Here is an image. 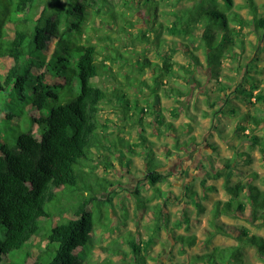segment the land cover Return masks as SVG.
Here are the masks:
<instances>
[{
  "label": "trees",
  "instance_id": "1",
  "mask_svg": "<svg viewBox=\"0 0 264 264\" xmlns=\"http://www.w3.org/2000/svg\"><path fill=\"white\" fill-rule=\"evenodd\" d=\"M181 1L183 0H124V6H129V3L135 4L133 8L144 14L142 22L145 27H138L142 22L128 18V15L121 11L123 6L117 11L115 6L110 5L111 0H18L16 2L15 10L19 18L10 22L9 34L0 29V56L13 60L5 75V85L8 86L9 93L17 100L28 99L32 108L40 113L39 118H34L39 124V136L32 131L19 132L0 145V264H3L12 252L20 250L33 235L42 231L40 218L51 216L45 208V203L52 199L55 189L64 185L75 187L84 195L85 201L74 206L73 218L58 223L48 233L37 236L42 237V242L36 243L37 237L30 240L33 246L45 244L46 249H49L50 245H58L55 254L44 260L42 253L37 255L28 253L23 264H28L30 259H33V264H83L87 254L86 247L89 243L93 244L96 230L102 226L103 231L107 232L112 224V221H102V217L95 216L87 205L91 202L100 205L105 200L112 202V195L116 193L112 191L114 182L106 176L98 175L95 171L96 164L93 161L97 149H102V157L108 162L106 152L115 149H112L114 146L111 143H105L106 139L109 142L113 141L115 145L124 144L128 150L135 153L137 152L135 145L140 143L148 145L146 126H142L141 129V125L145 122L143 118L138 122L141 140L138 141L139 143L136 141L135 145L124 140L120 135L110 139L107 132L102 134L103 129L114 126L110 117L104 121L102 119L101 113L105 105L112 104L119 110L121 106L116 107L113 104L117 101L113 96L117 95L119 99L120 94L126 90V93L121 95V99L128 103L130 99L127 96L131 86L136 87L138 81L151 88L148 78L144 76L145 72L161 74L162 79L156 82L157 86L165 84V78L179 77L187 87H195L196 84L201 83L196 78V73L203 66L196 53L198 48L204 51L207 67L215 74H219L218 67L224 65L225 60L234 58L237 48L245 46L246 26H252L253 31H262L264 35V13H259L255 0H245L253 16L251 21L243 19L241 14L233 9L236 6L234 0H193L195 3L191 6L159 11V4L176 5ZM92 12L94 18L101 15L105 20L96 21L94 18L90 20ZM148 13L151 14L149 17ZM162 14L172 17L166 25L159 20ZM235 19L239 22V27L232 25ZM132 25H135L133 27H136V31H130ZM85 28L90 29L93 36L82 40ZM159 29H164L176 38L173 41L174 45L159 39L157 46L163 49L157 51L163 60L161 64L151 61L146 54L133 61L115 46V39H121L128 33L133 35L134 32V39L146 42V46H149L150 31L158 35ZM113 33L116 35L113 36ZM197 40H200L198 46ZM165 42L168 45H165ZM105 47L109 50L107 53H103ZM178 49L188 57V64L173 60V55L179 51ZM116 65L120 67L118 75L115 71ZM246 65L242 67L243 71H246ZM124 66L131 71L124 72L122 69ZM247 66L249 67L250 64ZM177 68L184 75L176 71ZM134 70L138 73L135 78L130 75ZM105 75L113 80V84L105 86L95 82L97 78ZM5 85L0 80V88ZM235 87L229 92L242 93L248 89L239 84ZM252 88L253 90L248 89V103H253L252 97H255L256 104L259 100H264V91L255 95L254 88L258 87L252 86ZM166 89L168 94L180 92L185 96H189L192 92L190 89L182 91L179 85ZM229 92L224 93L225 95L219 100L211 102V106H215L224 98V101L229 103L232 98ZM158 100V114L154 116L156 123L159 124L158 133L177 132L178 128L173 122L166 121L162 114L161 98ZM128 110H130L129 105L122 112L124 116ZM220 110L221 108H218L212 114ZM141 111L146 110L142 108ZM171 111L176 116L179 108L175 107ZM128 115H131L130 112ZM244 117L248 123L254 122L256 125H261L264 121L262 117L249 113ZM124 118L127 122L136 121L131 117ZM162 124L164 128H161ZM124 126L125 123L122 128ZM166 127L168 129H165ZM183 128L185 131L186 126ZM239 129L242 132V139L248 140L251 147L259 146L264 155V137L254 131L246 133L245 124L239 125ZM191 141L192 145H198L195 143L196 136L192 135L184 141L183 147L189 146ZM207 143L206 145L212 150H217L215 144L209 141ZM181 144L180 140H177L171 147L164 145L166 155L174 158L175 154L177 158V154L181 162L178 171L190 174L193 160L179 155V150L183 148ZM149 145L153 146L150 148L153 152L154 144L149 143ZM119 158L122 162V154ZM225 160L226 165L222 166L224 169L221 168L220 173L226 178L225 189L229 198L215 201L214 217L225 215L264 226V189L254 183L256 174H251L246 181L239 180L231 184L235 162L231 159ZM150 164L147 163L144 185H152L156 188L155 192L168 194L163 203L159 202L155 206L156 220L163 215L168 218L169 212L166 209L169 204L183 198L188 199L185 200L186 203L189 201L195 205L200 214L206 210L203 200L208 198L209 192L215 190L214 186L206 184L207 180L202 179L201 182L203 193L200 194L195 187L187 185L183 193L178 196L172 190L163 191L157 186L168 178L163 170L166 166L163 159H157L155 165ZM207 173L210 176L212 170L208 169ZM120 182L118 180L117 184ZM139 185L140 183L135 186L132 194L142 212L149 206L143 199ZM85 192L88 194L86 195ZM180 213L181 223H186L189 228L192 219L185 209ZM213 226L216 232L234 238L236 243L215 246L204 253H195L189 264H245V245L255 247L260 258L264 259V236L253 232L247 226L239 227L237 224L214 223ZM208 234L204 240L206 246L212 241L215 232L208 231ZM128 241L129 247L136 253V259L145 262L141 241L134 238H129ZM196 241V235L193 234L179 235L175 242L182 246H191L196 244ZM101 248L105 252L110 251L108 247ZM110 254L121 255V258L127 256L122 248H117Z\"/></svg>",
  "mask_w": 264,
  "mask_h": 264
},
{
  "label": "rangeland",
  "instance_id": "2",
  "mask_svg": "<svg viewBox=\"0 0 264 264\" xmlns=\"http://www.w3.org/2000/svg\"><path fill=\"white\" fill-rule=\"evenodd\" d=\"M255 1L259 7V13H264V0ZM16 2L18 0H0V29L4 33L9 34L11 31L10 22H14L19 18L15 10ZM234 2L236 6L233 9L238 11L243 19L251 21L253 16L246 1L234 0ZM194 3L195 1L193 0H183L176 5H169L170 3L159 4V11L191 6ZM110 5L115 6L117 11L123 6L121 11L125 12L128 18L133 21L142 22L143 20L144 14L133 8V6H136L135 4L129 3V6H124V0H111ZM137 15H140L141 18ZM150 15L148 13V17ZM145 16L147 15L145 14ZM93 18L94 13L92 12L90 20H93ZM169 18L171 19L172 17L162 14L159 20L163 21L164 25H166L170 22ZM94 19L96 21L100 19L105 20L101 15L96 16ZM232 25L239 27V22L235 19V21H232ZM133 26L135 25L131 26L130 31L135 30L136 27ZM145 26L143 22L142 24H138V27ZM251 28L252 26L245 27V46L237 48L235 57L225 60L224 65L218 67L217 71L219 74H215L207 67L203 49H197L196 53L199 55L203 66L196 73V78L201 83L196 84L195 87H187L186 83L179 77L165 78V84L157 86L156 82L162 79L161 74L158 72V75H154V73L145 72L144 76L148 78L147 80L151 88L142 85L143 83L140 84V81H138L136 87L131 86V90L127 96L130 99L128 103L121 99V95L126 93V90L120 94L119 99L117 95L113 96L118 101H115L113 104L116 107L118 105L121 106L119 110L113 107L112 104L105 105L101 113L102 119L104 121L110 117L114 126L109 129H103L102 134L107 132L111 137L110 139L120 135L124 140L135 145L136 141L140 142L141 140L139 138L141 131L138 122L143 118L145 122L141 125V129L142 126H146L145 134L148 139V145L144 143L143 145L141 143L135 145L134 147L137 149L135 153L130 149L128 150L124 144L119 143V145H115L113 141L109 142L106 139L105 143H111L114 146L112 149H115L114 151L108 150L106 152L108 162H105L102 157V149H97V154L94 156L95 161H93L96 164L95 171L98 175L106 176L114 182L115 186L112 188V191L116 193L112 195V202L105 200L100 205H97L98 203L96 204V202H91L87 205L88 209L92 210L95 216L102 217V221H112V224L107 232L103 231L102 226L96 230L93 236V244L90 245L89 243L86 247L87 254L83 260V264H189L195 253H204L210 251L215 246H227L236 243L234 238L216 232L213 226L214 223L237 224L239 227L247 226L253 232L264 236V226L254 225L252 222L225 215L215 218L213 214L215 201L227 200L229 198L225 189L226 178L220 173L221 168L224 169L222 166L226 165L225 159H231L235 162L231 184H235L239 180L246 181L247 177L251 174H256L254 183L264 189V155L259 146L251 147L248 140L242 139V132L239 129V125L245 124L247 126L246 133L254 131L264 137V121L261 125H256L254 122L248 123L244 117V115L249 113L264 119V100H259L256 104L255 97H252L254 104L248 103V89L253 90L252 86L258 87L254 88L255 95L264 91V35L262 31L255 32ZM134 34L128 33L121 37V39H115V46L122 50L125 55L132 58L133 61L146 54L151 61L163 63L161 56L157 54V51L163 50L157 46L159 39L168 41L170 45H174L173 41L176 39L164 29H159L158 35H156V32L150 31L151 43L149 46H146V42L134 39ZM112 35L115 36L116 34L113 33ZM92 36V31L85 28V32L81 38L84 40L87 37L92 38ZM196 44L198 46L200 40H197ZM165 45L168 44L165 42ZM108 51L106 47L103 49V53H107ZM173 56V60L182 64H188V57L181 50L177 51ZM12 63V59L0 56V80L3 85H5L7 70ZM246 64H250L251 68ZM245 65L246 71H243L242 67ZM122 69H124V72L129 70L125 66ZM115 71L118 75V71H120L118 65L115 66ZM176 71L181 73L179 68ZM181 74L184 75V73ZM130 75L135 78L138 73L134 70ZM95 82L105 86L113 84V80L109 79L107 75L97 78ZM238 84L245 89L248 88L247 91L242 93H237L236 91L229 92V90ZM177 85L184 92L189 89L192 92L189 96H185L180 92L175 94L169 93V95L166 88ZM8 89L6 85L0 88V145L12 139L19 132L32 131L39 136V124L34 121V118H39L40 113L32 108L28 99L17 100L15 96L9 93ZM224 89L232 97L231 101L227 103L224 101V98L218 104H214L215 106H211V102H215L225 95ZM234 89L236 90V87ZM158 98H161L162 114L165 116L166 121L173 122L175 127L178 128L177 132L158 133L157 127L159 124L154 119V116L158 114ZM127 105H129L130 110L125 112L124 116L122 112ZM175 107L179 108L176 116L171 111ZM142 108L146 111H141ZM218 108H221V110L218 113L212 114ZM128 112L131 115H128ZM206 113L210 114L206 115ZM124 117H131L132 120L136 119V121L127 122ZM150 122L152 123L151 125L149 124ZM124 123L125 126L122 128ZM187 124L191 126L189 127ZM161 126V128H164V124ZM183 126H186L185 131H183L185 129ZM165 129L168 128L166 127ZM192 135L196 136L195 143H198V145H192L191 141L189 146L183 147L184 141ZM177 140H180L183 147L179 150V155L190 157L193 160V166L189 170L190 174L178 171L181 162L177 154V158H175V154L173 155L174 158L166 155L164 145L171 147ZM208 141L217 146L216 151L206 145ZM149 143L154 144L153 152L150 149L153 146L149 145ZM119 153L123 156V163L120 161ZM147 155H151V157H146ZM157 159H163L166 165L163 170H165L164 173L167 174L168 178L157 185L163 191L172 190L175 195L180 196L183 193L184 187L189 185L193 188L195 187L201 194L204 190L201 185L202 179L207 180V185L215 187V190L208 193V198L203 200V204L206 206V210L203 213L200 214L195 205L189 201L186 203L185 200L188 199L183 198L169 204L166 209L169 212L168 218L163 215L159 220H156L154 213H156L157 209L155 206L159 202L163 203L168 194L155 192L156 188L152 185L145 186L144 181L147 163L155 165ZM208 169L212 170V176H208ZM118 180L121 181L119 184H117ZM139 183L140 192L144 196L143 199L147 201L146 205L149 206L146 211L142 210V212L138 207L136 198L132 194L133 189ZM85 194L87 195L88 192H85ZM81 201H85L84 195L73 186L64 185L61 188L55 189L52 193V199L45 203V208L51 213V216L40 218L42 231L39 234L33 235L31 239L48 233L54 225L73 218L72 209L75 205H79ZM113 206L114 208H112ZM182 209H185L188 216L192 219L189 228H187L186 223H181L182 217L180 212ZM208 231L215 232V235L210 244L206 246L204 240L209 235ZM193 234L197 238L194 245L182 246V244L175 242L176 237L179 235L188 236ZM129 238L141 241L145 262L141 261V259H136V253L129 247ZM41 239L42 237H37L35 238V242L37 243ZM30 240L20 250L12 252L4 260L3 264H23L28 253L33 255L42 253L44 260H48L55 254L58 245H50L49 249H46L45 244L33 246ZM101 247H108L110 251L105 252ZM117 248H122L126 251L127 256L121 258V255H111L110 253H113ZM244 251L245 264L264 263V259L260 258L255 247L245 245ZM28 264H33V259H30Z\"/></svg>",
  "mask_w": 264,
  "mask_h": 264
},
{
  "label": "flooded vegetation",
  "instance_id": "3",
  "mask_svg": "<svg viewBox=\"0 0 264 264\" xmlns=\"http://www.w3.org/2000/svg\"><path fill=\"white\" fill-rule=\"evenodd\" d=\"M179 166H181V165H179ZM180 168V167H179Z\"/></svg>",
  "mask_w": 264,
  "mask_h": 264
}]
</instances>
